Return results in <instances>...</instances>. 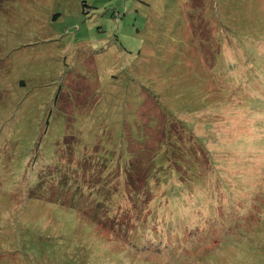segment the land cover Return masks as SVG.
Masks as SVG:
<instances>
[{"label":"rangeland","instance_id":"rangeland-1","mask_svg":"<svg viewBox=\"0 0 264 264\" xmlns=\"http://www.w3.org/2000/svg\"><path fill=\"white\" fill-rule=\"evenodd\" d=\"M233 2L0 0V73L8 87L0 95V221L8 218L7 227L16 235L13 264H25L14 258L42 253L59 256L61 262L44 257L40 264H195V255L189 260L193 246L205 239L186 227L196 226L200 212L206 219H220L222 208L242 220L239 231L229 223L211 222L214 257L207 264H264V0H244L238 8ZM229 9L233 32L244 37L231 39L234 44L222 49L237 67L219 69L214 81L200 86L208 93L201 112L203 96L197 97L198 80L192 77L208 78L216 65L210 59L219 51V41L229 39L218 28ZM179 57L184 62L172 69ZM246 58L251 66L242 64ZM151 116L183 120L189 129L202 117L210 130L201 129L200 135L208 136L211 151H221L217 166L207 160L199 165L204 172H198L194 188L187 187L184 207L178 198L167 210L157 207V186L144 180L122 184L105 161L93 154L79 157L78 152L96 144L125 145L146 134L156 136V129H146ZM65 136H73L74 149L55 154L56 146H68L59 144L69 140ZM60 166L67 173L61 175ZM36 172L42 174L39 187L51 175L63 177L64 186L70 175L79 187L66 195L74 202L77 194V212L70 216L59 209L58 220L51 207L37 203L47 191L48 198L58 200L55 194L64 189L32 191ZM192 178L188 175L186 181ZM225 183L231 189L226 191ZM137 201L154 208L144 222L138 216V224ZM214 206L218 209L212 211ZM173 212L183 223L165 232L170 248L159 252L152 240L157 231L146 224L159 226L160 234L161 223L171 221L165 217ZM15 217L38 219L44 232L21 228ZM218 228L233 236L221 250L216 247ZM245 239L251 242L250 255L238 247ZM184 240L188 246L177 247ZM3 250L10 251L0 243Z\"/></svg>","mask_w":264,"mask_h":264},{"label":"trees","instance_id":"trees-1","mask_svg":"<svg viewBox=\"0 0 264 264\" xmlns=\"http://www.w3.org/2000/svg\"><path fill=\"white\" fill-rule=\"evenodd\" d=\"M241 1H244V0H234L233 4L238 8L240 6ZM229 13L230 14L228 16L224 14L225 21L223 20L224 22H222L220 26H218V28L219 30L220 29L223 30L222 33H226V35L228 36L227 38H229L230 40L220 39L221 41H219V44H220L219 51H217L213 55L212 59H210V61L214 59L216 65L212 69L208 70L210 71V74L207 76L208 78L204 77L205 78L204 79L202 76L198 74H195V76L192 77L194 78L193 79L194 81L198 80V85H194V88L197 87L196 89L197 94H198L197 97L203 96V102H202L203 104L201 107V112L203 111L204 107L207 106L206 96L208 95V93L204 94V92H201L202 89L200 90V88H202L203 86L205 87L208 82L210 83L211 81H214L219 69L226 67L228 71H231V69L233 70L235 67H237L236 63L234 64L229 60V58L224 57L223 49H222L223 46L227 47L230 44H234V42L231 41V39H235L239 41L243 39L244 37L243 33H239L238 31H235V33L233 32L232 26L230 25L233 23V22H230V21H233L232 16H231V13H232L231 9H229ZM240 43L238 42L237 47H239ZM241 49L243 50L242 47ZM2 62L3 60L0 58V72L3 67ZM183 62H184V58L179 57L176 60V62L173 63L172 69L178 68V65L182 64ZM246 62L249 63L247 58L245 61H243L242 64L244 65V63ZM252 62L253 61L249 63L250 66L252 65ZM211 72L213 73L212 75H211ZM208 79L210 80L208 81ZM23 85L24 83L21 82V86ZM6 87H7V82L5 81V79L0 73V95L2 94V90ZM179 87H184V86L180 85ZM0 107H4L3 102L1 100H0ZM156 109H157L156 111L158 112L160 111L157 106H156ZM1 114L2 113H0V115ZM153 117L155 116H151L149 119H146L147 121H145V125L148 124L146 129L147 128L156 129L158 134L154 137L146 134L143 137H140V138L137 137L134 140L132 139V141L127 140L125 142V145L123 144L115 145L113 143L109 145V144H105L104 142L102 145L96 144L92 146L89 150L85 148L84 149L85 153L82 155H80V152H78L77 150L75 151L79 153V157H87L88 155L90 156L91 154H93L95 155L94 156L95 159L98 158L99 160L105 161L106 166L108 165L107 168H112L115 170L117 174L116 176H118V179L120 180V183L122 184L125 182V180H129L133 184H136L137 180L138 181L144 180L146 184H149L150 186H157L158 187V199L155 202L157 207L158 206L162 208L165 207L167 210L169 208L168 204L169 205L172 204L174 198H178L179 202H182L181 205L184 207V203H188L187 199L189 197V193L187 192V187L191 186L190 189H192V187L194 188L195 184L193 183L195 180H197L195 177L198 175V172H204L203 170L200 169L199 165H202L207 160L209 164L213 167V165L216 164L217 159H219L216 156H219L218 153H221V151H218V150L211 151L205 139L208 136L200 135L201 134L200 131H202L201 129H203L205 133H209V130H210V127L208 126L207 123H205L202 120V117L196 116L198 119H197V122H194L195 127L193 129H189L188 126H186L187 123L183 120L176 121V122H171V121L165 122L162 119L154 120ZM152 120H154L155 122H152ZM66 138L67 139L73 138V136H69V137L67 136ZM70 140L72 139H69V140L63 139V141L59 144L62 145L63 142H66L68 146L67 147L56 146L57 148L55 149V154L59 150H64V152L68 154L69 148L70 149L73 148L72 142ZM38 144L39 143H37V146ZM95 148H99V149L96 150ZM65 158H69L68 155ZM57 161H59V159H57ZM55 168L56 167H54V169ZM57 170H59V173L61 175L63 174V172L67 173L66 169L61 166L58 167ZM91 171L93 172L92 168H91ZM35 175H36L35 181H31L34 183L33 184L34 187L31 189L32 191L37 189V192L44 193V191H47L46 189L52 190L53 188H56V186H57V189L58 187L64 189L61 192H58L59 194H55L58 200L55 199L54 201V198L53 199L52 197L48 198L47 197L48 191L45 192L46 194L42 196V198H38L39 201L37 203H43L45 205L44 206L45 209L46 207H51L50 209H52V212L50 210L48 211L52 213L54 218H56V214H59V218H60L61 214L59 212V209H62L64 213L70 214V216L72 215V212H75V213L77 212L76 209L79 208L77 202L80 201V199H77V194L73 199L74 202H70V197L72 195H66V194H69V192L73 191L72 188L79 187V184L75 186L73 185L72 178L70 175L66 174L67 177H66L64 186L62 184L64 180L63 177L60 178L59 176V178L57 179L55 175L53 176L51 175V176L46 177V182L43 183L41 187L37 185L40 181L42 174L39 172H36ZM188 175H190V177H193L191 180L192 183L190 181H186V178ZM224 187L226 191L231 189L226 183L224 184ZM91 189L94 190L95 186L94 187L92 186ZM150 203L151 202L143 205L141 201H137L136 203L138 204V207L136 208L137 214H136V219L134 221L136 224H138L139 217L143 219V222L147 218L150 217L147 213L149 212V210H152L153 208ZM140 206L141 208L139 210ZM217 209L218 208H216L215 206L212 207V211L217 210ZM173 210L174 209L172 205V207L170 208V211H173ZM159 214H156V215L159 216ZM178 214H179L178 212L177 213L173 212L171 215H168L167 217H165V218H171V221L161 223L162 231H159L160 234L158 233L159 226L154 228V226L146 224V228L153 229V231L150 230L153 233L157 231V233H155L152 236V240H154L153 241L154 249L156 246H158L159 252H162L163 250L170 248L169 239L168 241H164L167 238V235L165 234V232L173 231L174 228H178L179 226L181 227L183 220L179 216H177ZM77 215L78 213L76 214V216ZM161 215L164 217L163 213H161ZM218 215L220 219H214V220L210 218L206 219L203 217L202 213L200 212V216L196 217L195 219L196 226L195 227L190 226V228L186 227L188 230V233L191 234L194 232H200L201 234H203L204 239H205V242H201V243H198L201 240L197 239L195 245L193 246L194 248L192 250V255L190 256L189 260H192L195 255V258L197 259L196 261L198 262L195 264H207L211 261V258L214 257L213 256L214 254L212 255V253H214L213 248H209V243H211L212 239L214 238L213 234L211 235L208 234L210 231L211 222L215 226L218 224L224 225L226 223H229L233 225L234 231H239L238 222L241 223L240 221L242 220V217H240L238 213H234L233 211L232 212L226 211L225 209L222 208L220 212H218ZM157 216H155V218H157ZM86 217L95 221L94 218L91 217L90 215L89 216L86 215ZM15 218L18 220L19 226L25 230L34 229L37 231L44 232V228L40 226L38 219H32L30 217L28 218L27 221L26 220L22 221L20 220L21 217H15ZM59 218H56V219L59 220ZM224 218H227V219L230 218V221L225 222V223L217 222V221H222ZM70 219L72 220L73 217H71ZM7 220L8 218L4 219L3 221H0V243L7 245V249H9L10 251L3 250L2 253H0V259L3 264H13L11 260L13 256L12 254L16 255L17 253L14 252L11 245L15 243L14 241L16 239V235L11 232L9 227H7ZM76 229H78L77 226H75L72 230L75 231ZM181 229L183 230L184 227H182ZM221 229H223L222 226H221ZM74 231H72L71 233H74ZM223 232H226V231L222 230L219 232V228L217 229L218 238L216 241L217 242L216 247H218L220 250L221 248L222 249L225 248V245H226L225 241L228 238L233 237L230 235V232H226L224 235L222 234ZM197 238H199V236H197ZM159 239H162V240H159ZM156 241H157V244L155 243ZM188 242H189L188 240H184L182 244L180 245V241H179L176 245L177 247H183L184 245L188 246ZM250 243L251 242L248 239H245L238 247L240 248L242 252L244 249V254L250 255V252H251ZM223 244L225 245L223 246ZM65 251L66 250H64V252ZM44 257H48L50 260L52 258L53 263L61 262V259L60 260L58 259L59 256L53 257V255L48 254V253L47 254L42 253L40 255L36 254V256L34 255L25 256L24 255V257L21 259L20 258H14V259L17 260L18 263L24 262L25 264L26 263L40 264V261H42ZM253 257H255V255H253ZM175 263H177V261H175Z\"/></svg>","mask_w":264,"mask_h":264}]
</instances>
